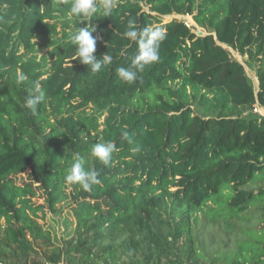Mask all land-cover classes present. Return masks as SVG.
Here are the masks:
<instances>
[{"label":"trees","instance_id":"obj_1","mask_svg":"<svg viewBox=\"0 0 264 264\" xmlns=\"http://www.w3.org/2000/svg\"><path fill=\"white\" fill-rule=\"evenodd\" d=\"M71 3L0 0V260L53 247L39 220L66 204L69 238L50 264H204L212 249L194 229L200 213V233L220 223L234 239L227 264H264L260 228L248 245L252 221H264V117L250 114L264 106V0H117L111 16L80 24ZM172 13L213 33L158 18ZM129 20L165 37L159 61L130 84L117 75L138 53L123 35ZM85 23L96 28L95 55L113 58L97 74L73 60L70 36ZM227 48L258 63L257 92ZM18 71L28 77L19 85ZM37 81L46 99L33 113ZM189 96L214 101L197 112ZM109 140L119 151L105 166L91 147ZM76 154L99 173L91 191L65 180Z\"/></svg>","mask_w":264,"mask_h":264},{"label":"clouds","instance_id":"obj_2","mask_svg":"<svg viewBox=\"0 0 264 264\" xmlns=\"http://www.w3.org/2000/svg\"><path fill=\"white\" fill-rule=\"evenodd\" d=\"M64 3L65 0H59ZM117 6V0H72L70 7V15L79 17L80 24L86 18L88 21L94 15L101 14L104 17L111 16L113 10ZM43 8V7H42ZM96 28L84 24L83 27H76L70 36V42L75 46V57L82 65L88 67L92 74L99 73L105 66L112 63V56L107 53L101 57H97L96 46L98 37L93 34ZM123 35L129 40L136 42L138 45V53L133 58L130 67H120L117 70L119 79L124 83H134L138 79V73L142 72L148 65L159 61V46L164 40L162 29L159 27L145 26L142 29L136 27L134 20H129L126 25V31ZM72 66V65H71ZM28 77L23 72H17L16 83L22 84ZM46 99V93L42 89L39 81L35 82L32 94L26 99V107L36 112L37 107ZM124 138L131 147L132 152L141 151L138 142L128 133H124ZM117 145L109 140L106 142L95 143L91 147V156L99 160L103 165L108 166L112 160L113 154L118 152ZM99 173L92 169L86 168V158L84 155L76 154L71 167L65 177L66 182L78 184L84 191H91L93 185L100 183L98 179Z\"/></svg>","mask_w":264,"mask_h":264},{"label":"rangeland","instance_id":"obj_3","mask_svg":"<svg viewBox=\"0 0 264 264\" xmlns=\"http://www.w3.org/2000/svg\"><path fill=\"white\" fill-rule=\"evenodd\" d=\"M145 10L148 11V8L145 7ZM153 15L156 16V14L152 13ZM160 18V21L164 23H168L172 21L173 19L180 20L184 22V19H188L190 23H192L194 27V32L196 33L198 30L201 31L204 35H209L213 33V30L211 29L210 26L203 27L199 24H197L192 16L189 15H184V14H177V13H172L170 15L158 17ZM158 25V24H155ZM227 50L230 53V56L233 60H236L243 64L245 68L246 75L249 79V82L254 86L255 91L257 92L259 89V80L257 77V71H258V63L251 61L247 58V56H242L238 52L234 51L233 49L227 48ZM44 52H41L43 54ZM173 87L175 89H179L180 85L179 84H173ZM189 96L190 102H192V108L195 109V111H206L210 106H212L213 103V96H210V101H199L197 98H194ZM260 105V104H259ZM263 109L264 106L260 105ZM90 113V110L88 111ZM249 113V111H248ZM250 114L255 115L257 117H263L261 114H257L254 112V110L250 111ZM264 115V111H263ZM37 202L42 203L43 200L41 199H35ZM62 209L64 211L59 214V215H46L45 218L40 219L39 223L41 225L46 226V229L50 230L52 233V238H53V247L49 248V246H45L44 244H36L35 245V251L28 253V254H22L18 257L17 263L18 264H31L33 262H46V264H50L49 262V257L51 255V252L53 249L56 248H63L65 246V241L67 238L66 235L69 233V231H65V222L67 219H70L69 215V210L67 209V205H63ZM200 218L199 222H195L194 229L197 232L198 236L203 239L204 243L210 244V247L212 249V252H207L206 253V258H203L204 261L202 263L204 264H227L229 262V259H231L233 256L235 258L236 254L235 252V242L234 239L231 238V236L228 234L226 231V228L224 224H218V223H210L207 227H205V230L203 232H199V229L202 228V221L204 219L203 213L198 215V220ZM202 221V222H201ZM252 228L253 231L251 234V238L248 242V245L253 247H256V243L259 241V228L261 229V232L264 233V221L259 222V217L256 218L255 220L252 221L251 225L249 226ZM232 239V246H227L226 248L228 250H225V243L228 241H231ZM236 241V240H235ZM241 244V243H240ZM239 244V245H240ZM242 245V244H241ZM216 251L217 253H215ZM206 252V251H205ZM215 253V258L213 257V254ZM231 252V254L229 253ZM235 254V255H234ZM14 259H1L0 264H15ZM55 261V260H53ZM52 264H56L55 262H52ZM58 264H66V262L61 261Z\"/></svg>","mask_w":264,"mask_h":264},{"label":"built area","instance_id":"obj_4","mask_svg":"<svg viewBox=\"0 0 264 264\" xmlns=\"http://www.w3.org/2000/svg\"><path fill=\"white\" fill-rule=\"evenodd\" d=\"M184 24H185L189 29H192V30L194 31V27H193L192 23L189 22V20L184 19ZM253 110H254L255 113H257V114H261V115L264 117V115H263V111H264V109H263L259 104H256V105L254 106V109H253Z\"/></svg>","mask_w":264,"mask_h":264},{"label":"water","instance_id":"obj_5","mask_svg":"<svg viewBox=\"0 0 264 264\" xmlns=\"http://www.w3.org/2000/svg\"><path fill=\"white\" fill-rule=\"evenodd\" d=\"M186 20H188V19H186ZM196 34H197V36H199V37L204 36V34H203L201 31H199V30L196 32Z\"/></svg>","mask_w":264,"mask_h":264},{"label":"crops","instance_id":"obj_6","mask_svg":"<svg viewBox=\"0 0 264 264\" xmlns=\"http://www.w3.org/2000/svg\"><path fill=\"white\" fill-rule=\"evenodd\" d=\"M243 65V64H242Z\"/></svg>","mask_w":264,"mask_h":264}]
</instances>
